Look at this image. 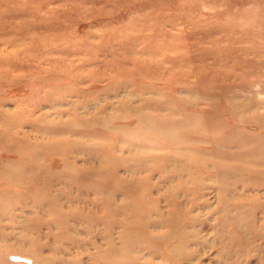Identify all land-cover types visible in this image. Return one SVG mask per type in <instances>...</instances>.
<instances>
[{
    "label": "rangeland",
    "instance_id": "1",
    "mask_svg": "<svg viewBox=\"0 0 264 264\" xmlns=\"http://www.w3.org/2000/svg\"><path fill=\"white\" fill-rule=\"evenodd\" d=\"M0 264H264V0H0Z\"/></svg>",
    "mask_w": 264,
    "mask_h": 264
},
{
    "label": "bare ground",
    "instance_id": "2",
    "mask_svg": "<svg viewBox=\"0 0 264 264\" xmlns=\"http://www.w3.org/2000/svg\"><path fill=\"white\" fill-rule=\"evenodd\" d=\"M177 129V128H176Z\"/></svg>",
    "mask_w": 264,
    "mask_h": 264
}]
</instances>
